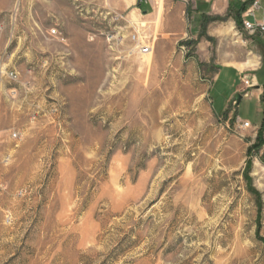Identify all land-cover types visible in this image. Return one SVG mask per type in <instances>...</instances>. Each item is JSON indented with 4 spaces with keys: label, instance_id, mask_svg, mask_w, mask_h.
I'll return each mask as SVG.
<instances>
[{
    "label": "rangeland",
    "instance_id": "rangeland-1",
    "mask_svg": "<svg viewBox=\"0 0 264 264\" xmlns=\"http://www.w3.org/2000/svg\"><path fill=\"white\" fill-rule=\"evenodd\" d=\"M187 9L155 50L110 0H0V264H264V91L213 88L264 33Z\"/></svg>",
    "mask_w": 264,
    "mask_h": 264
},
{
    "label": "crops",
    "instance_id": "crops-1",
    "mask_svg": "<svg viewBox=\"0 0 264 264\" xmlns=\"http://www.w3.org/2000/svg\"><path fill=\"white\" fill-rule=\"evenodd\" d=\"M110 3L113 7L117 8L118 14L125 15V20L128 21L130 27H133L138 36L140 35L138 30L142 28L139 24L144 25L145 31L154 37L153 41L149 42V44L153 45L155 42V50H157L160 39L167 38L171 41L172 39H179L178 37L182 36L184 29L183 15L187 9L184 4L173 0L151 1L147 3L140 2L139 0H110ZM192 4L191 8L187 9L188 17L191 15L193 17L196 13H203L210 17H221L228 13L232 7V14L241 23L240 16L249 3L244 5L239 0H194ZM254 17L251 19L252 21H262L264 19V2H262L260 10L256 12ZM226 77L230 80H225ZM241 77L247 79L248 85L257 91L256 98L258 99L262 94V90L264 91V66L253 58H248V60L236 66L220 71L217 80L213 84V88L221 84L224 89H231L235 82L241 80ZM223 95L225 97V106L222 108L223 112L220 114L225 113L227 104L230 102V97L226 99L225 93ZM240 103H237V108H239ZM263 111L254 122V124L260 125V127L263 120ZM239 119L244 123L250 124V121L246 118L239 116Z\"/></svg>",
    "mask_w": 264,
    "mask_h": 264
},
{
    "label": "built area",
    "instance_id": "built-area-1",
    "mask_svg": "<svg viewBox=\"0 0 264 264\" xmlns=\"http://www.w3.org/2000/svg\"><path fill=\"white\" fill-rule=\"evenodd\" d=\"M140 2H159V1H163V0H139ZM175 2H179L181 4H184L186 6L191 5V3L194 0H173ZM240 2H242L244 5H246V3H249L248 6L246 7L245 11L242 13L241 17V28L245 33H250V34H263L264 33V19L262 21H252V18H255V14L256 12H258L260 10V6L262 4V2H264V0H239ZM52 37H58L59 35L57 34L56 30H52L49 34ZM111 37V36H109ZM132 40L137 42V36L136 35H132ZM136 49L139 53L143 54V55H147L150 54L152 51L149 47L144 46V45H138L136 46ZM8 78L10 81L15 82L17 80V74L14 73L13 71L7 73ZM245 84L248 86V82L246 81ZM244 127H249L250 125L248 123H244L243 124Z\"/></svg>",
    "mask_w": 264,
    "mask_h": 264
},
{
    "label": "trees",
    "instance_id": "trees-1",
    "mask_svg": "<svg viewBox=\"0 0 264 264\" xmlns=\"http://www.w3.org/2000/svg\"><path fill=\"white\" fill-rule=\"evenodd\" d=\"M261 124L262 125H261V127L257 133V138H256L258 140V142L256 145H254V148H256V149L262 148V146L264 144V140H262V135H263V131H264V111H263V120H262Z\"/></svg>",
    "mask_w": 264,
    "mask_h": 264
},
{
    "label": "water",
    "instance_id": "water-1",
    "mask_svg": "<svg viewBox=\"0 0 264 264\" xmlns=\"http://www.w3.org/2000/svg\"><path fill=\"white\" fill-rule=\"evenodd\" d=\"M235 100H236V103H239L240 100H241V96L240 95H237L236 98H235Z\"/></svg>",
    "mask_w": 264,
    "mask_h": 264
}]
</instances>
